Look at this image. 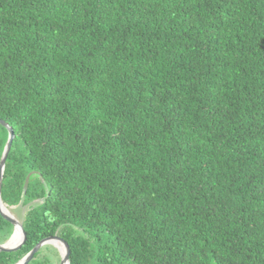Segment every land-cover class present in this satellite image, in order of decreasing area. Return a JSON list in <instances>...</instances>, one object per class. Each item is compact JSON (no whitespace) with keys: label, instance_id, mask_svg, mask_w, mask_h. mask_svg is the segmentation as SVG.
Segmentation results:
<instances>
[{"label":"trees","instance_id":"obj_1","mask_svg":"<svg viewBox=\"0 0 264 264\" xmlns=\"http://www.w3.org/2000/svg\"><path fill=\"white\" fill-rule=\"evenodd\" d=\"M0 119V264H264V0H0Z\"/></svg>","mask_w":264,"mask_h":264},{"label":"water","instance_id":"obj_2","mask_svg":"<svg viewBox=\"0 0 264 264\" xmlns=\"http://www.w3.org/2000/svg\"><path fill=\"white\" fill-rule=\"evenodd\" d=\"M0 123L2 125H4L9 131V137H8L7 142H6V145H5L4 151H3L2 156H1V160H0V214L7 221L12 223V225L14 226V231H13L11 237L6 242L0 243V252H9V251L18 250L24 244V242L26 240V232H25V229L23 226V219L22 220L17 219L9 211H5L3 209V206H2V204L7 206V204L2 199V183H3V178H4V171H5V167H6L7 157H8V154L10 152L12 142H13L15 135H14V129L12 128V126H10L7 122H5L2 119H0ZM27 186H28V184L26 182L23 195H25V193H26ZM19 205H23V200L19 203ZM16 230L20 231L21 239L17 244L9 245L8 243L12 239ZM58 243L61 244V248L63 250H61L58 247ZM45 245H52V246L56 247L61 252L60 264H70V248H69V245L58 234L44 238L41 241H39L34 246V248L29 253H27L21 260H19L16 264H28L33 259L34 255Z\"/></svg>","mask_w":264,"mask_h":264},{"label":"rangeland","instance_id":"obj_3","mask_svg":"<svg viewBox=\"0 0 264 264\" xmlns=\"http://www.w3.org/2000/svg\"><path fill=\"white\" fill-rule=\"evenodd\" d=\"M4 210L5 211H9L14 217H16L17 219H19V220H22L23 219V216H24V214H25V212L28 210V208H29V205H26V206H23V205H17V206H6V205H4ZM56 248V247H55ZM57 249V248H56ZM57 251H58V253H59V255H60V260H61V252L57 249ZM52 255V257L55 259V257H54V255L53 254H51ZM60 260H56V263L57 264H60ZM55 263V264H56Z\"/></svg>","mask_w":264,"mask_h":264},{"label":"bare ground","instance_id":"obj_4","mask_svg":"<svg viewBox=\"0 0 264 264\" xmlns=\"http://www.w3.org/2000/svg\"><path fill=\"white\" fill-rule=\"evenodd\" d=\"M2 206L4 207V204H2ZM3 209H4V208H3ZM20 239H21L20 231H19V230H16V232L14 233L12 239L10 240V242H9L8 244H9V245H15V244H17V243L20 241ZM58 247H59L61 250H63V249L61 248V244H60V243H58Z\"/></svg>","mask_w":264,"mask_h":264}]
</instances>
